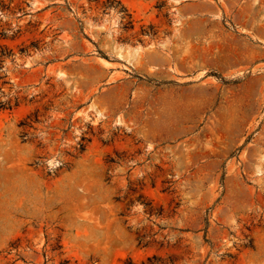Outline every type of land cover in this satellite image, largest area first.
<instances>
[{
  "label": "rangeland",
  "instance_id": "1",
  "mask_svg": "<svg viewBox=\"0 0 264 264\" xmlns=\"http://www.w3.org/2000/svg\"><path fill=\"white\" fill-rule=\"evenodd\" d=\"M0 264H264V0H0Z\"/></svg>",
  "mask_w": 264,
  "mask_h": 264
}]
</instances>
